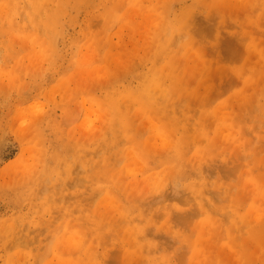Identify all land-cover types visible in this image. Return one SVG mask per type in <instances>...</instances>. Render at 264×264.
<instances>
[{"label":"rangeland","instance_id":"374dc122","mask_svg":"<svg viewBox=\"0 0 264 264\" xmlns=\"http://www.w3.org/2000/svg\"><path fill=\"white\" fill-rule=\"evenodd\" d=\"M0 142V264H264V0H0Z\"/></svg>","mask_w":264,"mask_h":264},{"label":"bare ground","instance_id":"6f19581e","mask_svg":"<svg viewBox=\"0 0 264 264\" xmlns=\"http://www.w3.org/2000/svg\"><path fill=\"white\" fill-rule=\"evenodd\" d=\"M2 140V139H1ZM1 143V142H0ZM8 150V149H7ZM9 153H10V151H9Z\"/></svg>","mask_w":264,"mask_h":264}]
</instances>
